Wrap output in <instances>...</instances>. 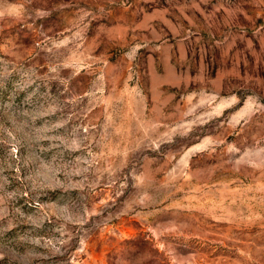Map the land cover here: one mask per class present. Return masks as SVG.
<instances>
[{"label":"rangeland","instance_id":"rangeland-1","mask_svg":"<svg viewBox=\"0 0 264 264\" xmlns=\"http://www.w3.org/2000/svg\"><path fill=\"white\" fill-rule=\"evenodd\" d=\"M0 264H264V0H0Z\"/></svg>","mask_w":264,"mask_h":264}]
</instances>
